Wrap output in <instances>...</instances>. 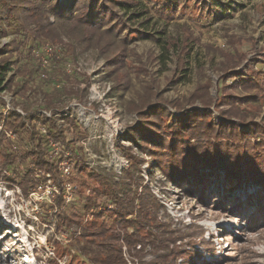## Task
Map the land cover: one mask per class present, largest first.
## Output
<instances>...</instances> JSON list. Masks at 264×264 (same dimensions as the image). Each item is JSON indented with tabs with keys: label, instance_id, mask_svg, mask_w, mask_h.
<instances>
[{
	"label": "rangeland",
	"instance_id": "1",
	"mask_svg": "<svg viewBox=\"0 0 264 264\" xmlns=\"http://www.w3.org/2000/svg\"><path fill=\"white\" fill-rule=\"evenodd\" d=\"M131 1L142 2L140 10L148 14L130 20V14L138 11L124 12L112 2L107 7L108 18L98 27L77 22L86 10L85 0H81L78 8L81 4L84 8L77 9L72 22L48 17L43 13L46 3H31L30 9H21L20 19L13 18L15 12H11L16 8L11 3L0 7V62H16L6 76L8 89L0 93V112L15 110L23 116L27 110H40L52 116L44 106L46 95L52 94V84L64 71L63 66L55 67L60 61L74 65L75 74L64 80V90L70 94L65 103L72 102L58 114L57 124L64 127L62 117L66 115L78 122L84 139L77 145L86 153L87 166L123 188L131 167L129 158H135L137 193L149 190L163 207L159 215L172 218L173 228L180 231L176 247L183 252L182 264H264L261 186L228 196L227 191L210 184L202 197L189 192L185 181L176 183L157 169L141 149L139 137L136 143L126 137L141 127L151 104H165L174 114L177 110L208 111L220 122L216 104L221 88L236 98L248 96L234 88L225 74L255 70L258 62L264 65V0H178L170 14L159 10L162 0ZM207 1L215 4L212 13L203 7ZM34 41L40 45H34ZM29 45L34 46L32 56H27ZM47 46L52 52L43 56L41 51ZM37 63L50 74L51 82L43 83L35 72L29 84L22 87L21 72L37 70ZM91 89L103 96V101L97 103L98 95ZM102 102L110 108L111 123L102 118L108 117ZM239 109L255 116L257 123H264V102L240 103ZM5 136L12 153L27 152L14 134L6 132ZM119 145L126 149V155L121 154ZM2 162L0 156V264H100V258L112 253L109 247V254L101 256L98 247L100 242L111 245L107 238L111 233L95 240L80 236L91 222L90 216L80 223L68 218L71 209L82 211L85 197L91 194L81 186L82 175L64 182L76 188L69 201L64 194L65 203L59 204L55 200L62 193L49 175L40 173L41 187L27 195ZM4 175L10 179L6 181ZM96 183L90 182L88 188ZM259 191L262 203L254 198L245 204L248 196ZM103 210L99 208L98 212ZM112 246L121 250L127 264H149L159 254L152 244L141 250L137 246L131 256L126 246Z\"/></svg>",
	"mask_w": 264,
	"mask_h": 264
},
{
	"label": "trees",
	"instance_id": "2",
	"mask_svg": "<svg viewBox=\"0 0 264 264\" xmlns=\"http://www.w3.org/2000/svg\"><path fill=\"white\" fill-rule=\"evenodd\" d=\"M176 1L178 0H162L159 10L164 14L172 13L176 10ZM80 2L81 0H0V7L11 3V7L16 8L11 12H15L12 15L13 18L20 19L21 9H30L31 3H46L47 8L43 13L47 12L48 17H53L55 21L72 22L76 19L74 14L77 9L84 8L83 4L78 8ZM85 2L84 15L77 19L80 25L91 27L102 25L108 18L110 10L107 7H111L112 2L124 12L137 10L138 12L130 14V20L148 14V11L140 10L142 3L140 1L85 0ZM213 5L215 6L207 1L203 7L207 13H212ZM220 11L224 12L223 9ZM150 20L151 18L146 22ZM47 24L42 25L40 30L43 31ZM38 44V41H34V45ZM33 47V45L26 47L27 56H32ZM43 53L41 51L44 56ZM6 61L0 62V93L8 89L6 76L12 71L13 63L16 64V62ZM62 63L60 61L55 67L63 66L62 76L57 83L52 84L53 92L50 96L46 95L44 103L45 108L48 109L45 110L52 111L51 118L40 110L31 112L27 110L23 116L15 110L0 112V156L5 171L14 175L11 179H17L24 194L27 195L41 187L38 186L40 173L49 175L57 182L62 193L55 200L59 204L65 203L64 185L66 183L64 182L72 181L75 176L82 175L81 186L89 190L91 194L85 197L82 211L79 208H73L68 218L80 223L83 217H91V222L82 230L83 233L80 236L95 240L97 237H104L107 233H111L107 237L110 246H107L105 242H100L98 245L101 256L103 253L109 254L106 251L107 248L113 249L107 258H100L103 261L100 264H127L121 250L114 248L113 243L126 246L130 256L131 250L137 246H140L139 250H141L148 244H152L159 254L149 264H177L179 260L182 264L183 252L176 247L180 231L173 228L175 223L172 218L167 216L163 219L159 215L163 207L149 190L142 191L141 195L137 193L138 183L135 182L137 179L133 164L135 158L130 156L131 167L126 172L124 187H119L112 178L104 177L106 175L102 172L94 173L93 169L87 166L86 153L77 145L84 136L75 118L63 116L65 126L62 128L58 126V114L65 112L69 107L67 105L72 102L65 103L70 99L68 97L70 94L64 90L67 85L64 80L75 74L74 65H71L72 69L68 71L66 69L68 64L62 65ZM36 68L37 70L30 73L21 72L22 87L29 84V79L34 78L35 72H38L43 83L51 82L50 74L47 75L44 68H41L38 63ZM225 75L226 79L232 80L234 88L242 89L248 93V96L236 98L225 94L223 88L221 92L217 90L219 94L216 107L220 122H216L214 114L208 111L176 109L177 112L174 114L165 104L154 103L150 105V111L144 115L141 127L136 131H130L126 136L135 143L136 137H139L142 142L141 149L153 161L157 169L176 183L185 181L189 192H198L202 197L207 195L210 184H215L217 189L227 191L228 196L238 190L249 189L248 187L261 186L262 192L264 189V123H257L255 116L239 109L240 103L264 102V65L258 62L255 64V70L247 68ZM60 80L63 82H59ZM6 132L14 134L18 138V143L25 145L27 152L12 153L10 141L6 139V136L3 138ZM52 145H54L53 148ZM119 149L122 155H126V149L123 146L119 145ZM63 162L71 168L66 180L62 177L63 172L60 169ZM140 163L142 164L143 161ZM223 175H225L224 178ZM3 177H7L6 181L10 179L6 175ZM212 177H214L213 182ZM92 181L97 183L93 188H88ZM261 197L262 193L259 191L248 196L245 204L251 203L254 198L262 203ZM99 208H103V212H98ZM88 212L90 215H86Z\"/></svg>",
	"mask_w": 264,
	"mask_h": 264
},
{
	"label": "built area",
	"instance_id": "3",
	"mask_svg": "<svg viewBox=\"0 0 264 264\" xmlns=\"http://www.w3.org/2000/svg\"><path fill=\"white\" fill-rule=\"evenodd\" d=\"M51 52H52V49L47 46L44 49V53L43 54L46 56V55L51 54ZM38 55H39V53H38ZM67 67H68V71H70L72 69L71 65H68ZM92 89H91V91H93V94L98 95V99L99 100H97V103H99L100 101H103V96H101L98 92H96V90H92ZM102 108H103L104 112L108 116V117H102V118L105 119V121L111 123L112 122V116H111V113H110V108L105 104V102H102ZM46 115L49 116V117L51 116L50 114H47V113H46ZM60 169L63 172L64 176H69L70 175L71 168H70V166L67 163H65V162L61 163ZM64 187H65V198H66L67 201H69L72 198L76 187H75V185L73 183H70V182L66 183L64 185Z\"/></svg>",
	"mask_w": 264,
	"mask_h": 264
}]
</instances>
